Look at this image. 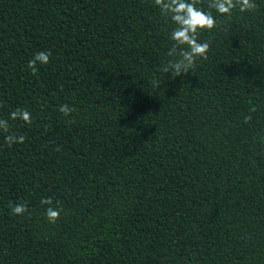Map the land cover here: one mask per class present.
I'll return each instance as SVG.
<instances>
[{
  "label": "trees",
  "instance_id": "16d2710c",
  "mask_svg": "<svg viewBox=\"0 0 264 264\" xmlns=\"http://www.w3.org/2000/svg\"><path fill=\"white\" fill-rule=\"evenodd\" d=\"M208 2L207 59L169 79L153 0H0V119L26 137L0 131V264H264V0Z\"/></svg>",
  "mask_w": 264,
  "mask_h": 264
},
{
  "label": "clouds",
  "instance_id": "9594fccd",
  "mask_svg": "<svg viewBox=\"0 0 264 264\" xmlns=\"http://www.w3.org/2000/svg\"><path fill=\"white\" fill-rule=\"evenodd\" d=\"M199 0H153V4L160 10L162 18L169 20L174 27L170 33L169 39L172 41V46L168 51V56L171 57L167 61V65L157 67V72L169 74V79H175L185 74L190 73L194 69L198 60H206L210 48L207 41L200 40V34L205 31H211L217 27V19L212 15L211 11H205L197 7ZM207 7L215 10L221 16L232 15L234 9H239L241 13L251 12L257 8L254 0H209ZM50 51H40L33 55L29 60L27 67L32 70L35 75L38 71L37 65H47L50 62ZM153 85L158 87L160 80L154 79ZM59 111L64 116H69L73 108L68 104L60 106ZM255 108L249 109V112H254ZM11 120H21L25 124L32 123V116L26 109H16L10 114ZM252 119L251 115L244 118V122L248 123ZM0 131L8 133L4 137V143L11 147L13 144H23L26 137L18 135L15 132L9 133V123L4 119H0ZM59 150V149H57ZM42 205H48L45 209V217L49 224H55L60 218L61 211L59 206H53L51 198H43ZM28 211L27 205L17 203L11 206V213L16 216H22Z\"/></svg>",
  "mask_w": 264,
  "mask_h": 264
}]
</instances>
